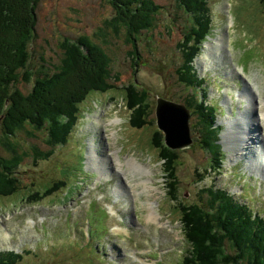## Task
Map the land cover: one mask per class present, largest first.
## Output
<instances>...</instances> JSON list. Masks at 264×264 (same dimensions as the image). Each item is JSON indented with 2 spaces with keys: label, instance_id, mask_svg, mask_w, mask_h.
Segmentation results:
<instances>
[{
  "label": "rangeland",
  "instance_id": "374dc122",
  "mask_svg": "<svg viewBox=\"0 0 264 264\" xmlns=\"http://www.w3.org/2000/svg\"><path fill=\"white\" fill-rule=\"evenodd\" d=\"M152 1L169 8L173 15H156L154 26L140 35L136 53L123 27L114 32L104 24L113 11L109 0H39L35 10L36 36L31 46L33 61L43 58L46 63H55L63 37L85 35L102 45L110 56L111 73L116 79L115 86L104 93L91 91L79 104L81 118L66 143L36 164L31 156L24 157L17 169L22 187L13 194L0 195V252L21 254L16 264H176L186 252V245L179 215L171 205L177 201L197 202L199 190L209 184L234 193L237 200L248 203L264 217V168L260 161L252 167L256 155L251 149L239 151L249 146V140L241 145L245 139L240 136L247 125L252 130L250 136L259 137L252 147L264 150V13L260 0H208L212 34L193 64L199 76L206 78L208 99L220 109L217 122L225 118L233 124L231 127L230 122H220L222 129L223 124L227 129L220 137L226 144L227 157L219 172L204 171L207 154L198 142L180 149L174 171L178 180L176 201L165 196L169 187L163 178L162 161L149 143L156 129L154 112V124L136 129L121 100L125 96L122 86L129 82L148 89L152 102L156 94L179 99L187 89L178 83L175 73L182 61L176 46L182 30L179 9L175 0ZM225 108L232 114L237 111L236 115L228 111L224 114ZM239 115L242 121L233 122ZM116 117L118 120H114ZM193 119L191 115L190 125ZM36 134H20L19 146L26 150L31 145L47 149L44 136L41 132ZM92 135L98 157L88 160ZM0 152L9 155L5 148ZM117 158L124 162V171ZM95 160H102L99 168L109 169L107 176L100 175ZM238 160L244 162L247 170ZM129 161H137L150 171L139 172ZM248 171L259 177L250 178ZM59 179L65 186L55 194L39 201L24 198L30 188L34 190ZM23 182L30 188L23 187ZM150 203L157 214L155 219L148 215ZM97 207L107 211L106 218ZM88 224L97 228L103 225L109 231L106 236L101 234L96 243H87L88 237L92 241L94 235ZM84 238L82 245L87 246L78 250L76 245ZM93 246L96 250L102 246L101 253L97 250L101 255L92 254Z\"/></svg>",
  "mask_w": 264,
  "mask_h": 264
},
{
  "label": "trees",
  "instance_id": "16d2710c",
  "mask_svg": "<svg viewBox=\"0 0 264 264\" xmlns=\"http://www.w3.org/2000/svg\"><path fill=\"white\" fill-rule=\"evenodd\" d=\"M38 2L0 0V149L5 148L9 153L3 155L0 152L1 196L13 194L22 187L17 169L24 157L31 156L36 164L37 160L48 159L56 147L66 143L80 118L79 104L91 91L104 93L115 86L110 56L102 45L91 42L85 35L73 39L63 37L57 62L46 63L43 58L39 62L33 61L31 46L36 36L35 10ZM109 3L113 11L104 24L114 32L123 27L136 53L140 35L154 26L156 15L159 12L173 15L169 8L152 0H109ZM175 3L182 18L181 38L176 44L182 61L175 70L178 80L187 89L185 94L174 100L191 109L194 117L191 131L196 135L194 141L207 154V167L218 172L223 153L217 143L222 126L215 124L219 107L206 103L205 77H198L192 63L202 42L212 34L211 8L208 0H175ZM260 5L264 13V0H260ZM122 89L131 126L138 129L147 123L154 124L149 92L133 82L123 85ZM155 125L149 143L157 149L158 158L162 161V174L169 187L166 196L176 201L178 180L174 171L179 151L164 144L163 133ZM36 132L44 136L47 149L31 145L26 150L19 146L20 134L34 137ZM64 186L61 179L34 190L23 184L31 190L25 193L24 198L39 201L64 189ZM198 197L197 202L184 204L177 201L173 205L179 213L186 245V252L176 264H264L263 215L224 188L202 187ZM95 230L99 233L102 229ZM102 232L107 233L104 229ZM97 240L95 237L93 242ZM86 246L80 242L78 248L82 250ZM96 248L101 251L100 247ZM97 250L93 246L92 254H99ZM18 258L20 254L14 251L0 252V264H15Z\"/></svg>",
  "mask_w": 264,
  "mask_h": 264
},
{
  "label": "water",
  "instance_id": "95a60500",
  "mask_svg": "<svg viewBox=\"0 0 264 264\" xmlns=\"http://www.w3.org/2000/svg\"><path fill=\"white\" fill-rule=\"evenodd\" d=\"M154 115L158 128L163 132V141L167 147L181 149L192 143L190 112L184 104L157 96Z\"/></svg>",
  "mask_w": 264,
  "mask_h": 264
},
{
  "label": "bare ground",
  "instance_id": "6f19581e",
  "mask_svg": "<svg viewBox=\"0 0 264 264\" xmlns=\"http://www.w3.org/2000/svg\"><path fill=\"white\" fill-rule=\"evenodd\" d=\"M222 40V39H221ZM217 41H219L220 42V38H218V40ZM212 49H215V48H212ZM208 54V52L206 51L205 52V55H207ZM203 60V59H202ZM264 101V100H263ZM264 104V103H263ZM262 116H264V109H263V112H262ZM114 120H118V118L116 117ZM237 120H241L239 117L237 118V119H232V121L233 122H237ZM226 122H225V124L226 125H228L229 124V122H230V126L232 127V122L229 120H225ZM242 121V120H241ZM241 121H240V123H241ZM244 124V123H243ZM242 125V124H241ZM242 127V126H241ZM243 128V127H242ZM247 128H249L248 127V125L246 126V128L241 132V139L242 140H244V139H246L247 138V135H248V133H249V131H248V129ZM225 130H227V129H225ZM221 136H222V134H221ZM249 138H250V140H249V148L250 149H253L252 148V143H254L255 141V139H257V136H249ZM90 139H91V137H90ZM93 142H91L90 144H88V145H90L89 146V151H88V154H89V156H88V160H92V159H96L97 157H98V155H97V153L95 152V150H94V148H93V144H92ZM245 141H242V144L241 145H245ZM257 145V144H256ZM247 146V145H246ZM258 147H260V146H258ZM246 148V147H245ZM245 148H243V149H241V150H239V151H243ZM237 149H240V147H238ZM239 154V153H238ZM242 154L243 153H240L239 154V156H242ZM245 154V153H244ZM90 158V159H89ZM132 158V157H131ZM127 159H130V158H126L125 160H127ZM124 160V161H125ZM98 162H102V160L101 161H96L95 160V163H96V165H97V169L99 170V173H100V175H104V176H107L109 173H110V171H109V169H101V168H99L100 167V164L98 163ZM117 162H118V164H119V168L122 170V171H124V169H122V166L123 165H125L124 164V162L122 163V162H120L119 160H118V158H117ZM257 162V161H256ZM256 162H253L252 163V167L253 166H255V163ZM128 164L132 167V165H133V167H134V169L135 170H138L139 172H149L150 170L146 167V166H144V165H142L141 163H138L137 161H133L132 162V164H131V162L129 161L128 162ZM102 167V166H101ZM112 167H117V166H115V165H113L112 164ZM132 167V168H133ZM118 168V167H117ZM126 171H128V172H131V171H129V169H126ZM138 171L137 172H134V173H138ZM132 173V172H131ZM144 182H146V180H144ZM148 186V185H147ZM146 186V187H147ZM152 203H150V210H149V213H148V215H149V217L151 218V219H155L156 218V216H157V214L155 213V211L152 209ZM7 234V233H6Z\"/></svg>",
  "mask_w": 264,
  "mask_h": 264
},
{
  "label": "clouds",
  "instance_id": "9594fccd",
  "mask_svg": "<svg viewBox=\"0 0 264 264\" xmlns=\"http://www.w3.org/2000/svg\"><path fill=\"white\" fill-rule=\"evenodd\" d=\"M88 129V128H87ZM89 131H91V130H89Z\"/></svg>",
  "mask_w": 264,
  "mask_h": 264
}]
</instances>
